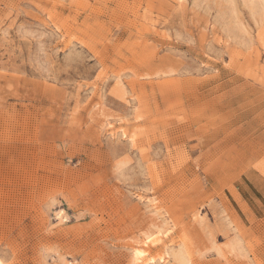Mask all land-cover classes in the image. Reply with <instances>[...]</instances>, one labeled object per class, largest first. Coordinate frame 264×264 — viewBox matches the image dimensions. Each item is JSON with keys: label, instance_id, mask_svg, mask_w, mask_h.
Segmentation results:
<instances>
[{"label": "rangeland", "instance_id": "374dc122", "mask_svg": "<svg viewBox=\"0 0 264 264\" xmlns=\"http://www.w3.org/2000/svg\"><path fill=\"white\" fill-rule=\"evenodd\" d=\"M0 264H264V0H0Z\"/></svg>", "mask_w": 264, "mask_h": 264}, {"label": "bare ground", "instance_id": "6f19581e", "mask_svg": "<svg viewBox=\"0 0 264 264\" xmlns=\"http://www.w3.org/2000/svg\"><path fill=\"white\" fill-rule=\"evenodd\" d=\"M155 241V240H154ZM153 241V242H154ZM154 243H156V242H154ZM137 255L139 256V258H141V257H143L144 255H145V250H140V251H137ZM145 257V256H144ZM143 260V259H142ZM144 261H145V259H144Z\"/></svg>", "mask_w": 264, "mask_h": 264}]
</instances>
